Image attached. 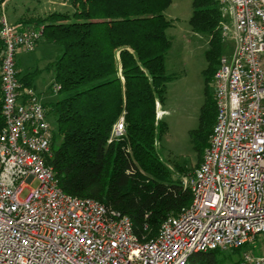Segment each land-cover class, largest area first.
Segmentation results:
<instances>
[{
	"label": "built area",
	"instance_id": "built-area-1",
	"mask_svg": "<svg viewBox=\"0 0 264 264\" xmlns=\"http://www.w3.org/2000/svg\"><path fill=\"white\" fill-rule=\"evenodd\" d=\"M217 1L231 19L221 21V35L232 26L236 46L214 76L216 121L184 182L191 205L147 241L128 215L60 187L48 164L54 132L44 98L22 83L16 63L42 29H20L2 12L0 264H189L197 253L243 248L241 264H264V253L254 254L264 244V0ZM123 134L121 117L112 138Z\"/></svg>",
	"mask_w": 264,
	"mask_h": 264
},
{
	"label": "trees",
	"instance_id": "trees-1",
	"mask_svg": "<svg viewBox=\"0 0 264 264\" xmlns=\"http://www.w3.org/2000/svg\"><path fill=\"white\" fill-rule=\"evenodd\" d=\"M5 1L0 0V19ZM70 2L71 11L31 17L22 24L23 29H42L37 46L51 43L60 52L47 66L55 72L57 96L44 104L48 117L57 121L62 143L55 148L53 142L48 164L64 192L99 200L128 215L136 236L147 241L158 235L169 215H178L192 202L191 189L172 178L157 150L168 129L157 119L156 105L165 102L173 78L166 69L171 47L166 31L172 20L165 16L172 0ZM220 11L217 0H193L190 18L193 31L210 36L208 58L215 62L222 51ZM3 51L0 36V69ZM37 72L18 70V75L33 88ZM1 99L0 84V128ZM216 114L213 98L192 134L200 154L208 146ZM121 117L124 134L112 138ZM219 252L197 253L189 264H225L227 258Z\"/></svg>",
	"mask_w": 264,
	"mask_h": 264
},
{
	"label": "rangeland",
	"instance_id": "rangeland-1",
	"mask_svg": "<svg viewBox=\"0 0 264 264\" xmlns=\"http://www.w3.org/2000/svg\"><path fill=\"white\" fill-rule=\"evenodd\" d=\"M2 8L8 21L15 23L19 18L27 20L49 13L71 11L72 4L70 0H6ZM220 12L222 21L231 25V19L224 18L222 10ZM192 13L193 0H172L165 11V16L172 20V25L166 31V36L171 41L166 56V69L173 78L167 83L165 102H157L156 105L157 119L163 120L168 126L157 143L158 153L170 168L172 178L183 184L203 158V153L200 154L194 145L192 134L200 127L204 106L214 98L215 75L211 73V68L217 70L220 58L232 54L236 46L230 37L233 31L231 26L230 36L224 38L221 35L222 51L219 59L216 62L210 60L208 51L211 49V38L208 34L193 31L190 24ZM59 54V50L51 43L40 42L36 49L27 55L33 64L32 66L31 63L26 64L28 67L31 66L29 70L38 68L34 81L35 91L45 99H54L57 96V92H52V86L56 83L55 72L47 66L56 60ZM24 70L19 71L23 73ZM49 123L54 132V143L57 148L62 143V137L58 135V124L54 116H49ZM179 167L186 169V172H179ZM243 251L244 248L222 251L218 254L227 258L225 264H241ZM263 253L264 244L257 242L254 254Z\"/></svg>",
	"mask_w": 264,
	"mask_h": 264
},
{
	"label": "crops",
	"instance_id": "crops-1",
	"mask_svg": "<svg viewBox=\"0 0 264 264\" xmlns=\"http://www.w3.org/2000/svg\"><path fill=\"white\" fill-rule=\"evenodd\" d=\"M25 22H27V20H23V19H18V21H16L15 23H11V24H15L17 26H19L20 29H23L22 27V24H25ZM29 53H20L18 54L17 56V60H16V63H17V69L18 70H21L23 71L24 69V72H28V71H31L29 70L31 68V66L33 65L32 64V61H31V58L30 56H27ZM31 63V66L28 67L26 64H30ZM23 72V73H24ZM33 89L36 90V86L35 84L33 85ZM37 92V91H36ZM38 93V92H37ZM39 94V93H38ZM40 95V94H39ZM44 98V97H43ZM44 100L46 101L47 99L44 98Z\"/></svg>",
	"mask_w": 264,
	"mask_h": 264
}]
</instances>
